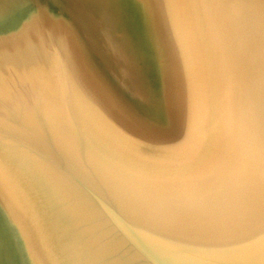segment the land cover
Wrapping results in <instances>:
<instances>
[{
    "label": "water",
    "instance_id": "1",
    "mask_svg": "<svg viewBox=\"0 0 264 264\" xmlns=\"http://www.w3.org/2000/svg\"><path fill=\"white\" fill-rule=\"evenodd\" d=\"M178 12L187 106L165 153L86 100L40 20L0 35L12 264L33 263L13 223L36 264H264V0H178Z\"/></svg>",
    "mask_w": 264,
    "mask_h": 264
},
{
    "label": "rangeland",
    "instance_id": "2",
    "mask_svg": "<svg viewBox=\"0 0 264 264\" xmlns=\"http://www.w3.org/2000/svg\"><path fill=\"white\" fill-rule=\"evenodd\" d=\"M17 1L5 0L4 9L0 5V35L28 20H40L86 100L112 126L134 144L152 152L165 153L176 145L183 128L188 92L177 20L178 0L170 4L173 7L168 14L169 24H140L134 17L139 19L134 0ZM125 4L133 6L132 11L127 12ZM169 36L175 39H167ZM137 45L139 53L134 49ZM151 48L155 52H150ZM15 224L12 234L20 253L23 255L25 248L28 260L36 264ZM0 264H8L1 253Z\"/></svg>",
    "mask_w": 264,
    "mask_h": 264
},
{
    "label": "bare ground",
    "instance_id": "3",
    "mask_svg": "<svg viewBox=\"0 0 264 264\" xmlns=\"http://www.w3.org/2000/svg\"><path fill=\"white\" fill-rule=\"evenodd\" d=\"M19 1V0H18ZM17 1V2H18ZM59 0H57V2H58ZM0 5L2 6L1 8L2 9H4V8H6L7 6H6V2H5V0H0ZM16 2V3H17ZM61 2V1H60ZM134 2H136V4H137V8H136V6H135V9H138V10H136V12H137V14H138V16H139V19L136 17L137 15H133L137 20H138V22L141 24V22H143L144 24L145 23H148V24H150L149 22L151 21L152 23H157V22H159V23H167V24H169L170 23V14L169 13H172V11H171V9L170 8H172V7H170L171 5L170 4H174V3H177L175 0H134ZM19 3V2H18ZM17 5V4H16ZM16 5H14V6H16ZM19 5V4H18ZM18 5H17V7H18ZM21 5L23 6V3H21ZM126 5V7H125V9H127V12H128V10H131L132 11V9H133V6L131 7V6H128L127 4H125ZM176 6V5H175ZM177 7V6H176ZM132 8V9H131ZM149 9L151 10V12H149ZM174 9V8H173ZM162 11H163V13H162ZM141 14V18H140V14ZM174 13V12H173ZM150 14H152V16L154 17V15H158L157 16V18H156V16L153 18V17H151L150 16ZM169 14V15H168ZM167 15V16H166ZM177 15H178V17H177V20H178V22H179V13L177 12ZM146 16H150V17H146ZM176 20V21H177ZM1 22V21H0ZM139 24V25H140ZM141 26H143V25H141ZM141 26H139V27H141ZM143 27H145V26H143ZM143 27H141V28H143ZM141 30H144V29H141ZM139 32H141V31H139ZM142 33V32H141ZM140 33V34H141ZM146 33H144V35H145ZM171 34V33H170ZM148 35V34H147ZM88 36V35H87ZM142 36V34L140 35V37ZM149 37V36H148ZM138 38V37H137ZM142 38V37H141ZM146 38V37H145ZM167 39H169V40H174L175 39V37L174 36H172V37H167ZM140 40V39H139ZM148 40V39H147ZM86 42V41H85ZM135 43H136V40H135ZM140 43V42H139ZM137 44V43H136ZM145 46H143V48H144ZM149 47H150V45H149ZM152 47V46H151ZM97 49V48H96ZM134 49L136 50V52L137 53H139L140 52V47L137 45V46H134ZM144 50H146L147 51V49L146 48H144ZM141 51H143V50H141ZM153 52L154 51V49H152L151 48V50H150V52ZM155 52V51H154ZM145 53V52H144ZM153 55H154V53H152ZM156 54V53H155ZM158 54V53H157ZM156 54V55H157ZM141 55V54H140ZM142 55H144V54H142ZM145 55H147L146 53H145ZM156 55H155V57H156ZM148 56V55H147ZM146 56V57H147ZM150 56H151V54H150ZM149 56V57H150ZM143 57V56H142ZM142 57H139V58H142ZM145 57V58H146ZM149 57H147L148 59H149ZM155 57H154V59H155ZM151 58V57H150ZM153 59V58H152ZM151 59V60H152ZM156 60V59H155ZM142 62H143V66H144V64H145V62L143 61V59H142ZM182 62H183V59H182ZM142 64V63H141ZM178 66V65H177ZM179 68V67H178ZM140 70V69H139ZM142 70H143V68H142ZM148 72V71H147ZM147 72H145V73H147ZM160 73H162V72H160ZM111 75V74H110ZM148 75V74H147ZM150 75V74H149ZM148 75V76H149ZM161 75V74H160ZM143 76V75H142ZM148 76H146V77H148ZM185 77V76H184ZM151 78V77H150ZM151 80H152V78H151ZM187 80V79H186ZM147 82H148V80H147ZM149 83V82H148ZM153 83V82H152ZM184 84H185V82H184ZM145 85H146V83H145ZM148 85H150V84H148ZM154 84H152L151 86L154 88V86H153ZM157 85V84H156ZM155 85V86H156ZM159 85V84H158ZM140 86V85H139ZM143 88V87H142ZM160 87H158V89H159ZM139 89V88H138ZM146 89V88H145ZM140 90H141V86H140ZM148 90H149V88H148ZM160 90V89H159ZM144 91V90H143ZM152 91H154V89L152 90ZM187 91V90H186ZM146 93L148 92L147 90L145 91ZM159 92V91H158ZM154 98V97H153ZM148 100H152V99H148ZM187 103V102H186ZM186 105V104H185ZM4 239H2L1 238V240H0V253H1V257H2V259L4 260V262H6V263H8V264H12V257H11V252H10V249L9 248H5V246H4ZM5 243H6V241H5ZM9 257H10V259H9ZM8 261H11V263H9Z\"/></svg>",
    "mask_w": 264,
    "mask_h": 264
}]
</instances>
